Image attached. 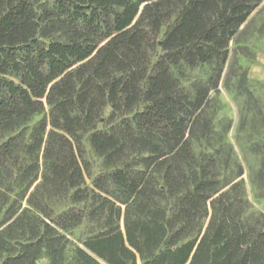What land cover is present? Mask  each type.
I'll use <instances>...</instances> for the list:
<instances>
[{"label":"trees","instance_id":"1","mask_svg":"<svg viewBox=\"0 0 264 264\" xmlns=\"http://www.w3.org/2000/svg\"><path fill=\"white\" fill-rule=\"evenodd\" d=\"M261 1L55 0L69 19L59 22L66 39L44 42L30 0H0V168L22 185L21 197L33 187L27 205L50 220L44 196L73 190L74 202L88 198L80 187L84 133L112 169L94 180L105 195L91 197L98 204L88 213L104 218L105 230L75 247L73 264H264V215L248 214L240 183L223 189L216 159L193 151L213 130L210 86L186 91L172 72L213 64L215 87L230 42ZM239 77L243 87L244 69ZM106 106L122 118L118 130L95 129ZM20 208L0 187V226L13 218L0 228V264H36L42 248L48 264H64L67 238ZM83 217L66 211L54 224L66 231ZM20 223L35 241L15 254L10 232Z\"/></svg>","mask_w":264,"mask_h":264},{"label":"rangeland","instance_id":"2","mask_svg":"<svg viewBox=\"0 0 264 264\" xmlns=\"http://www.w3.org/2000/svg\"><path fill=\"white\" fill-rule=\"evenodd\" d=\"M30 1L40 17L43 28L42 36L40 35L38 39L44 42L65 40L67 28H59V22L60 20H66L67 23L69 19L66 14L61 12L60 8H57L55 0ZM229 47L230 59L215 87H213L211 81L213 64H202L194 68L186 64H180L177 67H172V72L180 79L181 87L186 91L193 92L194 85L198 83H208L210 86L208 110L212 116L213 130L206 139L193 142V151L198 156L204 154L207 157L212 156L216 159L214 168L218 173V180L224 185L223 189H227L234 182L240 183V195L247 201L248 214L264 215V0L251 12L249 19L240 27L237 38L230 42ZM17 51L22 53L23 48L19 47ZM159 53L160 50L156 49L151 61H154ZM233 59L237 62L235 68ZM243 69L245 70L246 81L243 87H239V74ZM141 107L142 104L136 106L135 109ZM103 110V119L96 124L95 129L103 132L118 130L121 127L122 118H111V111L108 106ZM42 116L43 113L33 116L25 127L27 128L25 137H27L33 123ZM127 116L130 117L132 114ZM89 134L90 132L84 133L81 138V148L83 150L81 165L84 170V180L80 186L88 193V198L80 202H74L71 200L73 190L63 195L50 196V198L44 196L43 201L51 210V220L27 205L26 198L33 187L24 192L21 197L23 193L22 185L12 183L13 179L10 178L8 169L0 168V187L7 190L10 199L15 197L20 200L21 208L19 212L23 207H26L29 209L26 216L30 217L31 222H34L38 228L41 227L40 220L44 219L67 238L65 241L64 264L67 262V264L74 263L75 247H82L84 239L105 230L104 218L92 219L88 213L98 204V199L93 201L91 197L95 193L105 195L95 186L94 180L109 174L112 169L106 168L102 157L92 149L88 140ZM7 164L13 167L10 162ZM40 178L39 175L35 182L39 181ZM173 201V199H169L167 207ZM71 210L81 212L84 217L80 224L63 231L54 222L66 211ZM260 218L264 220V216ZM2 219L3 211L0 213V221ZM12 219H9L0 228L6 226ZM22 223L14 226L10 232L14 236L11 241L10 252L15 254L23 250L22 245L35 241L30 238L31 233L29 231L25 229L23 233ZM119 223L120 227L123 228L122 218ZM6 253L0 252V259ZM36 254V264L49 263V256L44 248L37 251ZM141 263L142 261L138 260V264Z\"/></svg>","mask_w":264,"mask_h":264}]
</instances>
